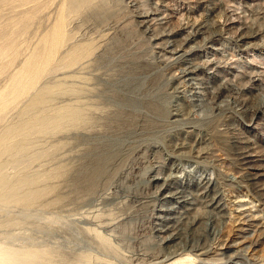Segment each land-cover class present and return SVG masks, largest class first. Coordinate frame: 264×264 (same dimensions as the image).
Returning a JSON list of instances; mask_svg holds the SVG:
<instances>
[{
    "label": "rangeland",
    "instance_id": "1",
    "mask_svg": "<svg viewBox=\"0 0 264 264\" xmlns=\"http://www.w3.org/2000/svg\"><path fill=\"white\" fill-rule=\"evenodd\" d=\"M2 251L264 264V0H0Z\"/></svg>",
    "mask_w": 264,
    "mask_h": 264
},
{
    "label": "bare ground",
    "instance_id": "2",
    "mask_svg": "<svg viewBox=\"0 0 264 264\" xmlns=\"http://www.w3.org/2000/svg\"><path fill=\"white\" fill-rule=\"evenodd\" d=\"M243 35V34H242ZM242 35H240L239 37L241 38V36ZM252 35V34H251ZM245 36V35H244ZM247 36V35H246ZM244 41V40H243ZM189 68H191V67H189ZM193 68V67H192ZM192 68L190 69V70H192ZM195 70H196V67H195ZM187 71V70H186ZM168 180V179H167ZM166 183V182H165ZM167 184V183H166ZM169 184H171V183H169ZM166 186V185H165ZM172 192V191H171ZM174 193V192H173ZM172 195V194H171ZM174 195V194H173ZM216 199V198H215ZM185 235V234H184ZM166 239H168V238H166ZM200 251V250H199ZM180 252V251H179ZM188 253V252H187ZM189 254V253H188ZM16 256H14V254L13 253H9V252H7V253H3V251L2 252H0V264H17V262H16V258H15ZM184 257V256H183ZM175 258H177V257H175ZM184 258H186V257H184ZM176 261L178 260V259H175ZM174 260V261H175ZM187 260V259H186ZM171 261H173V259L171 260ZM175 261V262H176ZM180 261V260H179ZM182 262V261H181ZM180 262V263H181ZM169 263H170V261H169ZM183 263H184V261H183ZM172 264H174V262L172 263Z\"/></svg>",
    "mask_w": 264,
    "mask_h": 264
}]
</instances>
